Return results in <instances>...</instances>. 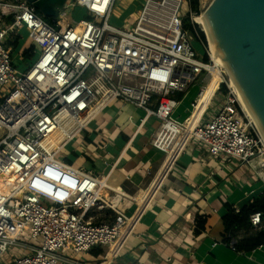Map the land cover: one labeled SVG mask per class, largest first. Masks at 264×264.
<instances>
[{
    "label": "built area",
    "instance_id": "1",
    "mask_svg": "<svg viewBox=\"0 0 264 264\" xmlns=\"http://www.w3.org/2000/svg\"><path fill=\"white\" fill-rule=\"evenodd\" d=\"M118 1L68 0L50 23L25 0H0V264H108V256H85L111 247L128 226L122 195H103L104 177L56 155L114 101L143 111L142 122L158 120L151 145L169 153L185 130L174 118L176 95L201 83L197 105L213 75L209 47L184 29V0H144L135 24L122 28L109 22ZM76 7L85 18L70 22ZM195 13L188 12L191 22ZM23 31L31 33L36 51L26 68L12 49ZM220 69L223 78L187 140L208 158L250 168L264 188L263 137ZM223 84L225 93H219ZM217 96L222 103L211 109ZM52 161L78 178L65 201L55 204L25 187ZM103 205L115 213L113 221L94 219ZM250 225L263 229L264 215L253 213Z\"/></svg>",
    "mask_w": 264,
    "mask_h": 264
},
{
    "label": "crops",
    "instance_id": "2",
    "mask_svg": "<svg viewBox=\"0 0 264 264\" xmlns=\"http://www.w3.org/2000/svg\"><path fill=\"white\" fill-rule=\"evenodd\" d=\"M118 2L117 11H126L139 0ZM23 34L12 49L24 61L23 53L34 40L29 35L23 43ZM200 87L193 84L181 98L176 96L175 119L191 121ZM143 117L133 105L114 101L62 150L66 163L107 180L103 195L121 193L119 208L134 220L124 242L109 248L108 264H264V244L240 253L223 242L226 203L240 209L264 192L262 182L251 177L250 168L208 158L183 137L169 153L153 148L159 122H142ZM67 178L70 187L76 179ZM102 210L105 218L114 219L112 209ZM197 215L206 217L205 231L199 235L194 232ZM103 253L95 248L85 257L96 259Z\"/></svg>",
    "mask_w": 264,
    "mask_h": 264
},
{
    "label": "water",
    "instance_id": "3",
    "mask_svg": "<svg viewBox=\"0 0 264 264\" xmlns=\"http://www.w3.org/2000/svg\"><path fill=\"white\" fill-rule=\"evenodd\" d=\"M25 1L44 19L54 20L68 0ZM202 20L219 60L264 139V0H213Z\"/></svg>",
    "mask_w": 264,
    "mask_h": 264
},
{
    "label": "rangeland",
    "instance_id": "4",
    "mask_svg": "<svg viewBox=\"0 0 264 264\" xmlns=\"http://www.w3.org/2000/svg\"><path fill=\"white\" fill-rule=\"evenodd\" d=\"M212 1L213 0H198L196 8H192L191 5L189 6L188 0H184L183 4L181 6V13L179 15L182 19L188 18L189 24H192L193 26H196L194 28L196 29L197 32H195L193 36L195 38H200L201 40H203V42L208 47H209V44H208L206 35L204 34V32H202L203 36H204V39H203L201 34H200V32H199V31H201V29L194 22V18L204 14L205 11L208 9V7L211 5ZM143 2H144V0H139V2L136 3V5L131 6L126 11H124V10L117 11V5L119 4V2H117L116 6L114 8V11L112 13L111 19L109 21L110 24L113 25V26L119 27V28H122V27L127 26V25H132L133 26L135 24V22H136L137 17H138V13H136V10L142 6ZM190 9H191L192 13H195V12L197 13V15H196V13L194 15L196 17H193V22H191L190 16L187 17L188 12H189ZM72 12L73 11H71L69 13V16H68V20L70 22H71L72 19L78 21V20H81V19L85 18L84 10L82 8H80V7H76L75 10H74V13H72ZM23 32L27 33L26 35L23 34V37L21 38L22 42L25 43V42H28L27 40L29 39V35H31V33L29 31H23ZM32 39H33V37H32ZM14 45H15V43H14ZM194 47L199 53H201L202 56L204 55L203 46L199 43V41L194 40ZM18 52L19 51H16V52L14 51V56L15 57L18 55ZM35 54H36V51L35 52L33 51V55L32 56L26 57V59L20 64V68H26L29 65V63L34 60ZM224 75H225V79L226 78L229 79L227 73L226 74L224 73ZM222 78H223L222 76L214 75L212 77V79L210 80V82L208 83V86H207L208 92L213 88V87H211V86H213L211 84V81H216L215 86H216V89H217V87H218L220 81L222 80ZM223 86L226 89V86L224 84H223ZM217 97L214 99V101L212 103V106H211V109H213L216 105L218 106V105H220L222 103L221 98L220 97L217 98ZM218 100H220V101H218ZM209 102H210V99L207 98L205 100V103L208 104ZM156 125H158V123H156ZM62 153H63V156H62ZM64 154H66V153L64 151H61L60 154L58 153L56 155V159H58V160L60 159V161L65 162V159H63L65 157ZM71 174H72L71 172H68L67 170H65L63 168H60V167L56 166V164L50 163L40 173V176L35 179L34 188L32 190L35 191L36 193H41V195H43V198H45V200H47L49 203L55 204V200L49 198V194L52 197L56 196L55 198H58V197L62 196V193L60 192V195H59L58 188H57L56 184L53 185L52 187H50L48 182L51 181V180H61V175H65V176L70 177V178L75 180L77 177L76 176L74 177ZM67 183H68V181L64 185L65 188L68 185ZM65 199L62 200V201L64 202ZM103 207H105V206L103 205L101 209L92 212V214L94 216V219L97 222H111V221H113V219H111V221H109V218L108 219L105 218L104 213L102 212L103 211L102 210ZM104 219H107V220L104 221ZM109 248L110 247L102 248L103 252H104L103 256H107V254L109 253Z\"/></svg>",
    "mask_w": 264,
    "mask_h": 264
},
{
    "label": "trees",
    "instance_id": "5",
    "mask_svg": "<svg viewBox=\"0 0 264 264\" xmlns=\"http://www.w3.org/2000/svg\"><path fill=\"white\" fill-rule=\"evenodd\" d=\"M198 0H189L192 8H196ZM39 14V12L37 11ZM52 23L56 19H45ZM184 29L188 30L194 35L196 29L192 24H189L188 18L183 20ZM204 39L202 31H199ZM34 46L24 51L23 56L29 57L33 55ZM216 81H211L212 85H215ZM219 83V82H218ZM225 88L221 85L219 93H225ZM183 93H179L177 98H181ZM227 214L223 217V223L225 227V234L223 242L233 247L236 252H249L264 244V228L254 229L250 225V216L255 212H261L264 215V192L257 198L246 205H243L240 209L233 207L226 203ZM206 217L197 215L195 217V229L196 235H199L205 231ZM232 239L236 242L232 244Z\"/></svg>",
    "mask_w": 264,
    "mask_h": 264
},
{
    "label": "bare ground",
    "instance_id": "6",
    "mask_svg": "<svg viewBox=\"0 0 264 264\" xmlns=\"http://www.w3.org/2000/svg\"><path fill=\"white\" fill-rule=\"evenodd\" d=\"M204 14L194 18V22L196 24L199 25L200 29L206 33V37H207V41H208V44H209V51H210V54H211V57L214 61V65H213V75L211 76L210 80L212 79V77L214 75H219V76H222L223 75V70L220 69V67H222L224 70H225V73H227L224 65L222 64V62L219 60L218 56H217V53L215 51V48L212 44V41L209 37V34L207 32V29L204 25V22L202 20V17H203ZM228 75V73H227ZM223 77V76H222ZM228 78H226V82L229 86V88L232 90V94L234 95L235 97V100L238 102V104L240 105V107L242 108V110L246 113L247 116H249L251 118V120L253 121L252 117L250 116L247 108L245 107L240 95L238 94L232 80L230 79L229 75H228ZM210 80L208 81V83L210 82ZM213 87L209 92H208V88L204 90V93L202 94V96L199 98L198 100V103L197 105L194 104V105H191L192 106V119L191 121H189V123H185L184 121H181L183 124H185V130L182 132V134L176 139V141L180 138V137H183L184 140H187V138L189 137L190 135V132L194 129L197 121L199 120L200 116L202 115V112L205 110V107H207V104L205 103V100L207 98L211 99L212 96L214 95V92H215V89H216V86L213 85L211 86ZM204 101V102H203ZM195 102H197V100H195ZM195 119V120H194ZM254 122V121H253ZM255 124V123H254ZM257 127V126H256ZM259 131V130H258ZM260 133V132H259ZM261 135V133H260ZM262 136V135H261ZM264 140V139H263ZM175 141V142H176ZM60 160V159H59ZM77 162V161H76ZM50 163H54L53 161L52 162H49L47 163L46 165L42 166L37 172H35L32 176V178L26 183L25 187L27 188H30V189H33L34 188V182H35V179L38 178L40 176V173L45 169V167L50 164ZM56 164V163H54ZM78 164V163H77ZM56 166L60 167V168H63L65 169L64 167L56 164ZM77 166V165H76ZM66 170V169H65ZM74 176H76V174L72 173ZM68 178L67 176L65 175H61V180H51L49 181V186L52 187L53 185L56 184L57 188H58V192H59V195H60V192L62 193V196L54 199V200H57V201H62L64 200L68 195L71 194V192L74 190L77 182H78V178H76L75 182L73 183L72 186L70 187H64V185L66 184ZM102 184H107V180L105 179ZM105 192L104 190L102 191V193ZM133 222L134 220H129L128 221V226L124 227L122 229V233H121V236L119 237V239L113 244L112 247H115L117 244H121L122 242H124L125 238L127 237L132 225H133ZM111 247V248H112ZM257 251V250H256ZM264 251V250H263ZM109 256V255H108ZM110 258V257H109Z\"/></svg>",
    "mask_w": 264,
    "mask_h": 264
}]
</instances>
